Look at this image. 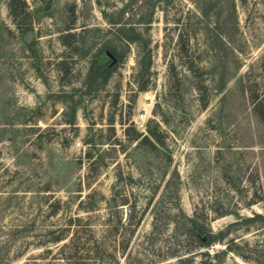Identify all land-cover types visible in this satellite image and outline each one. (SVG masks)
I'll return each mask as SVG.
<instances>
[{
  "label": "rangeland",
  "instance_id": "374dc122",
  "mask_svg": "<svg viewBox=\"0 0 264 264\" xmlns=\"http://www.w3.org/2000/svg\"><path fill=\"white\" fill-rule=\"evenodd\" d=\"M27 1L0 0V264H264V0Z\"/></svg>",
  "mask_w": 264,
  "mask_h": 264
},
{
  "label": "trees",
  "instance_id": "16d2710c",
  "mask_svg": "<svg viewBox=\"0 0 264 264\" xmlns=\"http://www.w3.org/2000/svg\"><path fill=\"white\" fill-rule=\"evenodd\" d=\"M8 9L10 15L13 17L16 23H19L21 19L28 18L31 16L32 11L27 0H8ZM126 41H134L133 39L126 38ZM127 52L123 49L122 45L112 42V45L108 48L106 53L107 61L100 63L99 61L96 64H93L91 67L92 76L101 75L105 80L109 79L125 62ZM65 202L61 199H56L50 202L51 208L54 211H58V208ZM260 216V215H258ZM132 219H130V225L132 226ZM190 222V233L197 239V244L200 248L211 247L215 242V234L209 228L208 224L201 223L196 217L189 218ZM72 228L74 230H72ZM74 231L72 237H70V244L72 246H78L82 241L85 240V237L90 232L88 226H83V219L79 216H71L67 226L65 228H56L49 231V235L52 236V241L56 244L63 242L67 237L68 232ZM64 246H70L64 245ZM71 247V246H70ZM71 258L69 257V260ZM1 260V259H0ZM1 264H10L9 259H3Z\"/></svg>",
  "mask_w": 264,
  "mask_h": 264
},
{
  "label": "built area",
  "instance_id": "2783aa9c",
  "mask_svg": "<svg viewBox=\"0 0 264 264\" xmlns=\"http://www.w3.org/2000/svg\"><path fill=\"white\" fill-rule=\"evenodd\" d=\"M136 125L139 130L146 132L148 128V117L147 114L142 112L137 118Z\"/></svg>",
  "mask_w": 264,
  "mask_h": 264
}]
</instances>
